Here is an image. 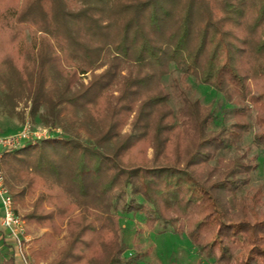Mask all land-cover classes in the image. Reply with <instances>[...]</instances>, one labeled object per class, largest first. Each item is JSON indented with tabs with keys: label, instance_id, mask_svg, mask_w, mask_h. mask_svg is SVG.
I'll return each instance as SVG.
<instances>
[{
	"label": "trees",
	"instance_id": "trees-1",
	"mask_svg": "<svg viewBox=\"0 0 264 264\" xmlns=\"http://www.w3.org/2000/svg\"><path fill=\"white\" fill-rule=\"evenodd\" d=\"M192 77L234 104L232 123L213 130ZM12 79L32 116L50 91L58 113L97 131L3 154L14 210L41 232L30 264H130L119 207L185 234L211 264H264L255 165L219 157L249 130V106L264 150V0H0V84Z\"/></svg>",
	"mask_w": 264,
	"mask_h": 264
},
{
	"label": "rangeland",
	"instance_id": "rangeland-1",
	"mask_svg": "<svg viewBox=\"0 0 264 264\" xmlns=\"http://www.w3.org/2000/svg\"><path fill=\"white\" fill-rule=\"evenodd\" d=\"M26 40L30 42L28 31H26ZM103 69L104 67L98 68L94 73L98 74ZM173 76L179 75L174 72L164 79V84L168 90L171 89L170 83ZM79 77L81 82L86 84L91 74L84 73L80 74ZM186 83L189 96L197 98L201 104L213 110V130L218 129L221 125L233 122L230 110L234 107V104L211 87L200 83L193 77ZM19 86L20 83L15 79H12L7 87L0 84V135H16L27 124L30 131L42 135V138L34 145L51 138L59 140L67 137L75 138L85 145L93 142L94 136L97 135L96 129L90 124L84 125L85 129L80 128L79 117L74 114L77 119H72L71 112L65 113L61 111L58 113L61 110L60 105L52 107L50 103L55 101V96L50 91L48 95L46 94L43 97L41 106H39L38 111L32 116L30 111L31 100L26 98V90L20 89ZM171 105L173 106V100H171ZM249 107L250 112L247 118L250 124L249 130L235 146L223 151L219 157L228 159L241 156L244 161H253L252 163L255 165V168L250 173L248 188L252 190L259 187L264 194V150L254 142V136L257 132V125L255 123L256 113L251 106ZM129 129L130 124L125 127L124 132L128 133ZM151 152L149 148L147 150L148 157H151ZM4 178L6 179L5 174ZM258 208L259 210L264 209L263 206H259ZM24 211L18 209V214L22 216ZM113 216L118 218V235L124 247L122 257L132 260L130 264H199L200 262L211 264L204 257L197 254L196 249L185 234L174 233L168 225L157 222L150 227L146 223L144 214L139 212L126 213L120 207ZM40 233L39 231L33 234L27 233V237L29 238L27 244L29 243V247L27 245L25 247L26 264L32 263L29 248L34 245L33 240ZM55 251H52V253L54 254ZM17 260L18 264H22L18 258ZM40 263L43 264L42 261Z\"/></svg>",
	"mask_w": 264,
	"mask_h": 264
},
{
	"label": "built area",
	"instance_id": "built-area-1",
	"mask_svg": "<svg viewBox=\"0 0 264 264\" xmlns=\"http://www.w3.org/2000/svg\"><path fill=\"white\" fill-rule=\"evenodd\" d=\"M37 132L30 131L28 125L16 135H0V224L11 241L13 251L22 264H26L25 250L29 238L25 232V221L14 210L13 200L4 183V174L1 169V159L4 153L14 151L27 145H34L42 137Z\"/></svg>",
	"mask_w": 264,
	"mask_h": 264
},
{
	"label": "crops",
	"instance_id": "crops-1",
	"mask_svg": "<svg viewBox=\"0 0 264 264\" xmlns=\"http://www.w3.org/2000/svg\"><path fill=\"white\" fill-rule=\"evenodd\" d=\"M0 219H1V214H0ZM28 244H27V246H28ZM10 253L14 254L15 263L18 264V262H17L18 260H17V257L15 255L14 251H13L11 241L7 237L4 229L1 227V224H0V262L3 261L4 259H6Z\"/></svg>",
	"mask_w": 264,
	"mask_h": 264
}]
</instances>
